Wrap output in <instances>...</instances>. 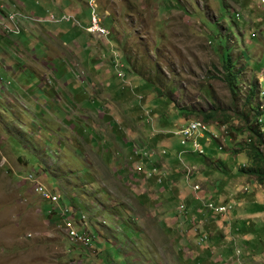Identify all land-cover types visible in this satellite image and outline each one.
Masks as SVG:
<instances>
[{
  "label": "rangeland",
  "instance_id": "374dc122",
  "mask_svg": "<svg viewBox=\"0 0 264 264\" xmlns=\"http://www.w3.org/2000/svg\"><path fill=\"white\" fill-rule=\"evenodd\" d=\"M19 1L34 15L0 0V264H264V180L239 172L264 168V0ZM189 118L205 157L175 146Z\"/></svg>",
  "mask_w": 264,
  "mask_h": 264
},
{
  "label": "built area",
  "instance_id": "2783aa9c",
  "mask_svg": "<svg viewBox=\"0 0 264 264\" xmlns=\"http://www.w3.org/2000/svg\"><path fill=\"white\" fill-rule=\"evenodd\" d=\"M89 7V25L86 27V30L98 36L108 35L109 31L101 24V19L96 13L95 6L94 4H92V2H90ZM236 15L238 16L239 14L236 13ZM208 126V123L193 118L186 119L180 125L176 126L175 130H173L172 133L173 135L178 136V143L180 146L179 153L184 152L197 155L204 153V147L200 144L199 139L205 137V133L209 131ZM207 141H209V138H207ZM141 156H146L147 158H149L152 156V154L146 152L145 155L142 154ZM137 168L140 169V166H137ZM140 170H142V168ZM146 170L148 175H152L156 172V168L154 165L146 168ZM35 190L39 195H41L44 201L46 200L48 204H53L54 208H59L60 219H62L68 237L75 242L85 241L86 238L84 237V232L78 229V227L80 226H75L74 223L71 222L73 220V217H76V209L72 205H67L64 202L60 203L61 196L59 198V195L47 191L45 188L38 184L35 186ZM207 206L217 212H223L226 210L225 205H215L212 202H209ZM181 208H183L182 204L179 206V209ZM53 211L56 212V209H53ZM82 219H84V216Z\"/></svg>",
  "mask_w": 264,
  "mask_h": 264
},
{
  "label": "crops",
  "instance_id": "0c3cea01",
  "mask_svg": "<svg viewBox=\"0 0 264 264\" xmlns=\"http://www.w3.org/2000/svg\"><path fill=\"white\" fill-rule=\"evenodd\" d=\"M11 2H12V4H11V6H12V8H14V10L13 11H22L23 13L25 12V13H28L31 9H29L28 10V7H29V5H27V4H23L21 1H19V0H10ZM8 7V8H10V5L7 3V1H6V3L5 4H3V7ZM25 6V9L27 10H24L23 9V7ZM31 8V7H30ZM75 8V7H74ZM73 8V10L76 12L75 13V15H77L78 16V9H74ZM36 9V8H35ZM43 9V8H42ZM45 9V8H44ZM36 11H37V9H36ZM74 11H73V13L72 14H74ZM28 14H32V16L34 15V12L31 10V12L30 13H28ZM89 16H90V11H89ZM76 17V16H75ZM44 18H47V20L46 19H44ZM76 18H78V17H76ZM39 19H42V21H40V22H48V23H50L51 25H53V26H50V27H52V29H54L55 27L57 28V29H59V27H60V29L62 28V27H64V25L65 24H63V23H59V24H61V25H58L56 22H53V21H51V20H49L48 21V16H46V17H40ZM44 19V20H43ZM79 19V18H78ZM5 17H3L1 14H0V24L1 25H3L4 24V27H5ZM28 23V25H31V22H27ZM89 25V21H88V23H87V25H85V27H87ZM4 29V28H3ZM4 31H5V29H4ZM6 32V31H5ZM47 33H50V34H48V35H46V37H56L57 39H61L62 41L60 42V40H59V43H63V44H66L65 42H66V38L68 37V33H67V36L64 34V33H60V32H54V30L52 31V30H48V31H46ZM81 31H77V33H75L74 34V37L75 36H77L79 33H80ZM87 34H89V35H91V36H97L96 34H93V33H91V32H86ZM2 34H1V32H0V36H1ZM3 35H5V34H3ZM41 35H42V33H41ZM74 37H72V38H70V40L71 41H73L74 39ZM100 37H102V36H100ZM40 45L42 46V49H40V50H42V51H47V49H48V47H46V46H43L41 43H40ZM45 47V48H44ZM36 49V48H35ZM42 51L40 52V53H42ZM47 63V61H44V64H46ZM41 82V81H40ZM70 83V82H69ZM37 86H42V83L40 84V83H37ZM45 86H47V84L45 85ZM79 86V85H78ZM48 90H49V88H47ZM176 146V148H177V150H179L180 149V146L179 145H175ZM186 211V210H185Z\"/></svg>",
  "mask_w": 264,
  "mask_h": 264
},
{
  "label": "trees",
  "instance_id": "16d2710c",
  "mask_svg": "<svg viewBox=\"0 0 264 264\" xmlns=\"http://www.w3.org/2000/svg\"><path fill=\"white\" fill-rule=\"evenodd\" d=\"M230 62L229 61H227V62H225L224 63V66H225V69H226V73H225V76H224V78H225V81H226V83H227V85H228V87H229V89L233 92V89H234V87L236 86V84H235V77H234V74L231 72V68H230ZM255 86H257V84H256V81H254L252 84H251V86H250V89H251V91H254V88H255ZM159 89V88H158ZM211 116H213V113L210 111V112H208V113H205L204 115H203V119L205 120V121H207ZM249 120L246 122L248 125H249ZM252 133H254L256 136L258 135V136H260L261 135V133L259 132V130L257 129V128H254V129H252V128H250L249 129ZM259 141H261L259 138H257ZM259 151H258V148H256L255 147V149H253L252 150V154L254 155V158L256 159V160H258V158H259ZM205 153H202V154H200V156H204L205 157V155H204ZM197 155V154H196ZM257 162V161H256ZM258 165V164H257ZM239 172L240 173H247V174H255L256 175V177H257V179H258V181L260 182V183H262L263 182V180H264V168H260L259 167V165L258 166H256V167H253V166H251V167H249V168H239Z\"/></svg>",
  "mask_w": 264,
  "mask_h": 264
}]
</instances>
